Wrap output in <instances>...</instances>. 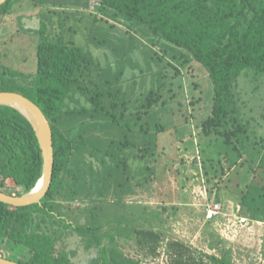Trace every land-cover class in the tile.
Listing matches in <instances>:
<instances>
[{
  "label": "trees",
  "instance_id": "16d2710c",
  "mask_svg": "<svg viewBox=\"0 0 264 264\" xmlns=\"http://www.w3.org/2000/svg\"><path fill=\"white\" fill-rule=\"evenodd\" d=\"M23 1L32 0H8L0 6V30ZM48 13L41 14L36 71L16 73L0 61V92L22 94L42 109L53 131L55 155L52 186L40 204L14 207L0 202L1 256L19 264H73L58 246L76 232L88 250L99 249L92 264H140L115 246V233L124 231L134 234L137 244L153 256L164 245L170 264H232L225 255L167 241L155 229L119 225L105 231L102 221L110 223L109 204H123L131 188L133 174L125 155L143 144L144 158L153 156L157 144L144 146L145 140L167 132L156 116L168 103L166 94L182 90L185 81L196 89L201 85L195 79L204 81L205 97L198 98L194 89L190 100L194 109L200 101L206 104L197 118L204 136L235 153L232 168L246 166L250 123L242 120L237 87L248 72L264 77V0H100L101 16L92 23L123 20L131 42L126 50L118 46L111 35L114 26L99 37L96 45L110 48L119 58L115 67L111 59L108 67L97 62L75 41L78 31L67 29L65 20L55 17L57 12ZM135 34L145 39L146 67L135 60L136 41H143ZM90 39L95 43L94 36ZM131 67H140V75L129 85L125 78ZM6 83L15 89H3ZM77 96L88 106L69 108ZM85 120L99 122V135L71 132ZM257 153L260 162L251 170L253 179L240 205L252 220L264 222V149ZM43 172L32 123L17 109L0 105V190L25 196ZM78 201L91 206L83 225L70 211Z\"/></svg>",
  "mask_w": 264,
  "mask_h": 264
},
{
  "label": "rangeland",
  "instance_id": "374dc122",
  "mask_svg": "<svg viewBox=\"0 0 264 264\" xmlns=\"http://www.w3.org/2000/svg\"><path fill=\"white\" fill-rule=\"evenodd\" d=\"M99 6L100 0L23 1L2 24L0 61L16 73L33 74L36 71L38 31L41 14L46 10L49 13L57 12L55 17H62L67 29L78 31L75 41L91 52L97 62L108 67L111 59L115 67L119 58L110 48L96 45L99 37L106 33V29L110 31V26H114L111 35L118 46L126 50L125 47L128 48L131 42L123 20L119 23L110 21L108 25L99 24V21L92 23L95 17L101 16ZM91 36L95 37V43L91 41ZM135 37L143 40L141 43L136 41L135 60L137 65L146 67L145 39L136 34ZM138 75L140 67H131L125 79L132 85L131 81ZM139 81L138 90L141 92L144 80ZM195 81L201 88L196 89L185 81L182 90L176 89L175 93L166 94L168 103L163 107L164 110H160L161 115L156 116V120L161 119L166 124L167 132L159 136L152 135L144 143V146L157 144L153 156L144 158L143 144L125 155L133 174L131 188L123 204H109L112 220L110 223L102 221V224L106 227L105 231L110 227L114 230L119 225L129 229L135 226L155 229L164 232L167 241L179 240L209 255H225L232 264H264V222L252 220L249 212L240 205L241 194L253 179L251 170L257 168L260 162L261 156L257 150L264 149V77L258 79L248 72L238 81L241 117L243 122L250 123V132L246 136L249 137L250 145L244 154V168H232L236 161L235 153L218 144L214 137L204 136L203 127L197 125V118L206 104L200 101L196 105L200 106L198 109L190 105L194 89L198 98L205 97L203 79L197 78ZM5 85L3 89H15L9 83ZM82 106L88 104L78 96L68 102L71 109ZM71 132L74 135L84 132L99 135V122L85 120ZM241 162L239 160L238 165ZM112 199L110 197L113 202ZM214 204L221 205L222 213L208 220L207 211ZM90 207L89 202L78 201L70 211L77 222L83 225L87 222ZM117 234L115 246L127 258L140 264L171 263L164 245L158 255L153 256L149 249L137 244L134 234L124 231ZM105 244L109 245L107 239ZM58 251L68 254L73 264H92L93 260L99 259V249L88 250L84 239L76 232L70 233L59 243ZM0 253H5V250L0 249Z\"/></svg>",
  "mask_w": 264,
  "mask_h": 264
},
{
  "label": "water",
  "instance_id": "95a60500",
  "mask_svg": "<svg viewBox=\"0 0 264 264\" xmlns=\"http://www.w3.org/2000/svg\"><path fill=\"white\" fill-rule=\"evenodd\" d=\"M8 0H0V6L6 3ZM0 105L1 106H10L17 109L22 113L33 125L37 137L39 139L43 160H44V172L41 180L35 187V189L42 183L40 191L34 195L30 196L32 192L25 196H16L9 195L0 190V202L11 205L14 207H28L35 204H40L41 201L49 193L53 177H54V164H55V155H54V143H53V131L50 125L49 120L42 111V109L34 103L32 100L26 96L14 93V92H0ZM18 107H23L27 109L33 116V120L22 112ZM0 264H19L18 262L9 260L0 256Z\"/></svg>",
  "mask_w": 264,
  "mask_h": 264
},
{
  "label": "built area",
  "instance_id": "2783aa9c",
  "mask_svg": "<svg viewBox=\"0 0 264 264\" xmlns=\"http://www.w3.org/2000/svg\"><path fill=\"white\" fill-rule=\"evenodd\" d=\"M222 213V207L220 204H214L208 211H207V219L213 220L217 216Z\"/></svg>",
  "mask_w": 264,
  "mask_h": 264
},
{
  "label": "bare ground",
  "instance_id": "6f19581e",
  "mask_svg": "<svg viewBox=\"0 0 264 264\" xmlns=\"http://www.w3.org/2000/svg\"><path fill=\"white\" fill-rule=\"evenodd\" d=\"M18 108L21 109L23 113H25L27 116H29L33 120V116L27 109L23 107H18ZM41 187H42V183L39 184V186L33 191V193L30 196L36 195L40 191Z\"/></svg>",
  "mask_w": 264,
  "mask_h": 264
}]
</instances>
